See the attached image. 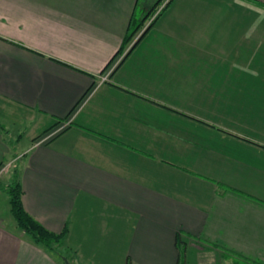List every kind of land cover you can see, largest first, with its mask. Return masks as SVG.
<instances>
[{"label":"crops","instance_id":"1","mask_svg":"<svg viewBox=\"0 0 264 264\" xmlns=\"http://www.w3.org/2000/svg\"><path fill=\"white\" fill-rule=\"evenodd\" d=\"M173 1L100 82L137 0H0V114L41 124L14 153L21 202L67 227L73 264H177L179 232L196 262L264 264V7ZM0 264L64 263L0 218Z\"/></svg>","mask_w":264,"mask_h":264},{"label":"rangeland","instance_id":"2","mask_svg":"<svg viewBox=\"0 0 264 264\" xmlns=\"http://www.w3.org/2000/svg\"><path fill=\"white\" fill-rule=\"evenodd\" d=\"M155 0H137L136 8H135V17L140 18L143 17L144 14H146V10L153 4ZM167 0H162L161 2L158 3V5L154 8L153 12H151L147 18H145L143 25L141 28L137 31V33H140L142 29L145 27V25L148 24L149 21L152 20V18L155 16V14L160 10V8L165 4ZM184 1V0H174V5L175 6L178 2ZM188 1V0H186ZM198 6L200 9L202 8H207L211 9L212 11H232V10H242L243 8H239L238 3L235 4L231 2L230 0H208L207 3H198ZM257 6V5H256ZM256 6L253 5V7L257 8ZM191 7L193 5L191 4ZM144 8V10H143ZM143 10V13H142ZM198 11V9H197ZM165 12V8L162 10V13ZM196 12V11H195ZM151 28V27H150ZM209 28V27H208ZM207 28V30H208ZM149 31V30H148ZM135 33V36L137 35ZM192 53V57H194L195 52L190 51ZM156 53V58L157 56V51L155 50ZM122 57V53L118 54L114 59L110 62L109 65L106 64V66L103 68L101 71V74L98 76V80L101 79V77L106 76V79H108L109 73L111 70L114 69L120 58ZM188 58V57H187ZM196 57H194L195 59ZM185 60V59H184ZM196 59L195 63H190L189 61L185 60V63L182 66L183 70H187L189 73L193 72L196 73ZM181 69V68H180ZM70 118V117H69ZM69 118L67 117L65 120L62 122H55L52 124V126L46 130H43L40 132L37 136H35L33 141H39L40 139L44 138L48 134H51L53 132H59L63 128H65L68 125V120ZM0 122L4 124V129L3 133L6 135V139L11 141L12 149H13V154L12 156L9 157V160L3 161V162H9L11 161L10 166L8 167L7 171H4L3 173L0 174V218L3 219L4 223L6 225H11V223L14 222V218L11 214L10 211V206L8 202V196L6 192L4 191L5 185L9 182L11 177L14 174V171H17V165L15 161V156L17 153L20 152L21 149H24L30 142V138L32 135V131L37 129L39 127V123L34 122L31 117H29L26 113L19 112L18 110L12 111H4L2 114H0ZM67 123L62 127L63 124ZM62 127V128H61ZM40 130H38L39 132ZM37 133V132H35ZM15 148V149H14ZM16 150V152H14ZM16 153V154H14ZM12 157V158H11ZM192 244L200 245L198 243H188L186 246V254L188 255V261L184 262V264H202L199 262H196L195 259L193 258L192 253L193 248H196V246H193ZM202 244V243H201ZM196 253V252H195ZM192 255V256H191ZM232 258H223L220 254L219 262H214V264H232L233 262ZM178 264H183V259L180 258ZM203 264H212L210 263H203ZM234 264H244L241 260L237 259Z\"/></svg>","mask_w":264,"mask_h":264},{"label":"trees","instance_id":"3","mask_svg":"<svg viewBox=\"0 0 264 264\" xmlns=\"http://www.w3.org/2000/svg\"><path fill=\"white\" fill-rule=\"evenodd\" d=\"M161 1L162 0H155L153 4L146 10L147 12L146 14H144L143 17L133 18V21L130 22L129 27L127 28L122 38L119 48L111 57L107 65L110 64V62L114 59V57L122 53V57L116 64V66H118L131 53V51L134 49V47L137 45L140 39L148 32V30L154 23L155 19L162 13V10L167 7V5L170 3L171 0H167L165 4L160 8V10L155 14V16L152 18V20L149 21L147 25H145V27L142 29V31H140V33H137V31L143 25L145 18H147V16L151 12H153L154 8ZM252 1L264 7L263 3H260L256 0H252ZM135 33H137L136 36ZM51 126H49L48 128H50ZM4 191L8 196L10 211L16 222V225L27 234L28 238L35 244H38L43 248H45L49 253L58 257L60 260H62L63 257H66L71 262V256L69 255L68 248L63 245L67 227L66 226L63 227L62 230L59 232L51 231L46 227H44L41 223H39L24 209L21 202L22 190H21L20 182L18 180L17 171H14L13 176L11 177L9 182L5 185ZM186 237L187 236L181 235V232L177 233L176 235V245L180 252L178 262L180 258H182L183 264L185 262L186 246L188 244L187 240H192L193 242H197V243L199 242V240H196L195 238H191L190 236H188L189 238ZM201 243L202 242L200 241V244Z\"/></svg>","mask_w":264,"mask_h":264},{"label":"built area","instance_id":"4","mask_svg":"<svg viewBox=\"0 0 264 264\" xmlns=\"http://www.w3.org/2000/svg\"><path fill=\"white\" fill-rule=\"evenodd\" d=\"M105 79H106V76H103V77H101V79H100L99 81L102 82V81H105ZM67 122L69 123V120H68ZM66 124H67V123L63 124L62 127H63L64 125H66ZM62 127H61V128H62ZM55 134H57V132H53V133H51V134H48L47 136H45L44 138L40 139V140L37 141V142L46 141V140H48L49 138H51L52 136H54ZM10 164H11V161L0 163V174L3 173L4 171H7L8 167L10 166Z\"/></svg>","mask_w":264,"mask_h":264},{"label":"water","instance_id":"5","mask_svg":"<svg viewBox=\"0 0 264 264\" xmlns=\"http://www.w3.org/2000/svg\"><path fill=\"white\" fill-rule=\"evenodd\" d=\"M63 263L64 264H73L72 262H70L66 257H63Z\"/></svg>","mask_w":264,"mask_h":264}]
</instances>
